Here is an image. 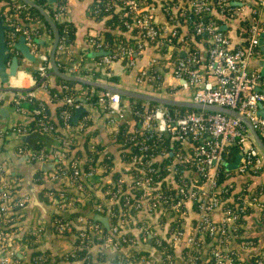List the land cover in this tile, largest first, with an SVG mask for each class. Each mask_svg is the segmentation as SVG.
<instances>
[{
  "label": "built area",
  "instance_id": "built-area-1",
  "mask_svg": "<svg viewBox=\"0 0 264 264\" xmlns=\"http://www.w3.org/2000/svg\"><path fill=\"white\" fill-rule=\"evenodd\" d=\"M179 1L180 4L177 6ZM231 1L160 0V10L165 21L171 25L164 31L155 20L153 4L147 0H99L100 4H94L90 12L95 13L101 8L109 10L120 5L126 15L122 25L128 32H132L135 39L132 42L119 40L111 49L105 50L101 39L88 37L87 44L93 50L107 52L95 61L96 70L106 69L111 62L117 60L131 68L142 54L144 44H153L157 52L163 51V59L151 58L147 68L139 70L135 78L137 83L153 80L154 75L148 71L150 67L157 70L158 67L168 69L169 75L176 81L175 86H169L170 89L189 92L187 100L191 102L236 111L244 116L257 135L264 139V117L256 115L258 105L264 107V74H260L258 69L249 65V60L260 54L259 42L264 45V22L259 19L264 0H258V7L249 12L251 17L245 30V41L241 46L234 48L229 47V37L225 31L217 27L212 17L204 18L207 15L231 18L236 10L241 9L233 6ZM118 2L122 4H117ZM22 4L13 3L11 6L15 10H21ZM173 8L177 9L181 16L188 12L187 18L195 17L191 21V31L206 42L203 59L199 58L197 50L190 46V42L179 37L177 28L174 27L177 14L171 11ZM7 9L8 7H5V10ZM65 10L66 5H59L52 14L53 19H60ZM24 18L29 21L26 14ZM8 21L9 18L4 14L1 23L4 25ZM17 34L24 39L29 52L36 55L38 61L35 67L36 75L44 79L38 88L46 92L50 77L48 52H38L35 42L31 39V33L26 28L14 24L8 36L14 38ZM68 45L67 28L63 27L61 35L57 37L54 52L63 53L68 50ZM59 64L60 62L56 63V67ZM63 68L64 74L81 76L77 74L79 66L71 59ZM83 77L97 80L92 70L84 71ZM60 88L68 89L66 85H61ZM28 96H32V92L15 94L13 100L15 111L24 113L16 102ZM61 100L73 111L79 107L86 109L100 107L108 115L106 123L115 124L113 133H116L118 123L126 120L129 136L125 137L124 143L131 144L133 151L128 156L129 159H123L125 153H129L132 148L120 143L116 145V157L111 159L113 165L109 173L106 171V164L88 165L87 170L82 172L79 160L66 159L70 141H64L59 150L49 152L21 145L17 152L27 162L51 164V169L41 171L42 173L34 178L35 181L54 183L65 180L68 186L83 192L81 185L78 184V178L86 181L97 174L102 179L100 185H107L104 191H98L100 199L104 195L107 198L94 206L97 213H105L110 220L114 217L110 205L117 200V195L126 194L123 201L128 205L127 195L132 196L133 189H140L139 200L133 205L138 209V213L133 218L136 220L138 214L153 216L155 219L153 217L152 219H158L159 225L163 224V219L166 218L164 239L154 230L153 223L146 222V219L137 220L142 222L139 228L140 238L132 232L131 236L128 235L126 233L128 230L124 231L125 228L123 230L126 223L122 217L117 219L115 224H109L107 228L109 233L115 236L113 240L111 235L102 233L98 223L78 215L74 218L76 224L73 236L78 239L79 245H84L89 236H95L102 241V246L120 252L118 255L126 254L130 249L148 252L147 257L141 256L135 264H178L176 257H179L183 264H247L239 250L232 247L231 244L234 243L242 250L248 249L246 254L255 250L253 264H264V241L262 240L258 246L252 240L243 239L244 235L237 231L241 225L240 223L238 225V222L246 217L249 210L256 211L260 220L264 222V200L259 198L261 191L254 195L246 181L235 189L231 180L236 176H254L264 171V154L256 146L242 122L226 114L205 111H191L179 115L171 112L166 106L153 103L149 105L146 101L138 105L128 104L118 95L105 90H102L93 102H87L85 97H79L75 101L70 96H65ZM126 115L136 118V127L133 121L128 122L125 119ZM80 116H82L80 120L72 127L70 125L72 113L66 109L60 112L61 130L65 135L72 131L81 133L87 129L88 114L82 113ZM36 127L40 133L50 130L46 120L41 117L36 119ZM31 130L32 127L28 123L2 127L0 139L11 135L20 137ZM153 137L155 140L151 141ZM162 139L168 144V153L164 152V149H159L161 147L159 142ZM88 142V149L93 150V142ZM227 144L236 146L239 160L235 169L226 170L232 174H225L219 183L217 180L219 164ZM165 159L166 163L160 168V174L156 173L153 164ZM186 164L193 170L186 169L188 168ZM177 165H182V170L180 169L178 174ZM131 170L138 173V176L135 177ZM114 172H119L121 177L111 183V175ZM7 175V170L0 163V264H19V260L13 259L14 255L17 257L13 246L18 245L23 234L17 235L21 230L20 210L27 204L29 197L19 189L12 191L11 188L16 184L10 183ZM162 183L164 189L172 193L162 195L160 191ZM109 186H113V191ZM65 193L57 190L53 196L49 190L44 192L47 197L57 200L59 209L75 204L73 198ZM106 202L109 203V208ZM10 222H13V228L10 227ZM52 227L55 233L62 234L69 232L72 226L67 219L53 217ZM150 239L156 244L163 240L173 254L147 246ZM121 243H124L123 247L120 246ZM17 259L28 262L30 254L26 261L20 257ZM42 261L43 258L36 256L32 259V264H42Z\"/></svg>",
  "mask_w": 264,
  "mask_h": 264
},
{
  "label": "crops",
  "instance_id": "crops-1",
  "mask_svg": "<svg viewBox=\"0 0 264 264\" xmlns=\"http://www.w3.org/2000/svg\"><path fill=\"white\" fill-rule=\"evenodd\" d=\"M90 1L91 0H67L65 19L72 24L73 39L69 43L67 51L63 53L56 52L57 54L55 59H57L58 62L63 65H67L68 60L71 59L74 64H77L79 66L77 74H80L82 77L84 71L92 70L95 74L96 79L107 78L102 76L100 70H96L95 61L99 56H93L92 53L97 51L93 50L87 44L88 37H95L101 40L103 39L102 23L93 20V17L91 16L89 10ZM147 1L153 4L155 20L159 25H161L162 29L166 31V28L168 29L171 25L165 21L166 19L160 10V0ZM231 2L233 6H235L236 8L240 7L241 9L236 10L231 18H224V21L221 19L220 28L225 31V33L229 37V47L234 48L244 43L245 37L243 36L242 31L244 29L246 30V27L244 28L243 25L249 24L251 16L249 14V10L247 9V1L232 0ZM177 3V6H179L180 1ZM246 5L247 7H245ZM257 7L258 6L256 5V8ZM171 11L177 14L174 27L177 28L179 37L190 42V46H193L197 50L199 58L203 59L205 56L206 42L200 37L198 38V40L194 39L192 34H190L188 29L186 28L184 20L179 18L181 17V15L178 14L177 9L173 8ZM259 19L260 21L264 22V6L261 7V10L259 12ZM181 20L183 21L181 22ZM25 50L27 51L28 55L32 56V59H28L25 56ZM47 52H49V50ZM156 53L158 54L153 44L150 45L149 43H145L144 50L133 67H126V69H124V64L122 61H119V63H114V66L112 67V73L114 74V76H112V78H118L119 82L122 83V85L127 86L130 83L131 79L135 81V78H137L139 70L141 68H147L148 62L151 58H156ZM8 55L9 57L14 56L16 58L19 69L16 70L14 76L8 78L6 84L0 85V109H2L3 112V114H0V126L2 125L3 127H9L20 123H27L22 122L24 118V116L22 115L23 113L14 110L13 100L15 98V94L19 92L18 90H29L33 88L34 83L31 76V70H34L37 65L36 55L34 56L29 52V49L21 36H17L14 39L12 46L8 49ZM33 58H35V60ZM262 60L263 55L260 52L259 55L249 60V65L253 68L258 69V71L260 72ZM8 63L9 59L6 62V65H8ZM134 72L137 73V76H135L136 74L134 75ZM51 82V78H48V83L51 84ZM175 84L176 81L170 75L166 76L163 81V85H165V87H168L169 89V86H175ZM30 92H32L33 96L47 98V93L40 88H37L36 91ZM181 93L189 95V92L186 91H181ZM79 108L83 109L81 113L86 112V114H88V132L91 134L92 131H96V134L92 133L90 135L91 138L95 142L96 140H99L101 142L103 146V154H109L113 157V159H115L116 144L112 140V134L115 130V124H107L103 116H100L98 111L94 108ZM125 119H127L128 122L132 121L130 115H126ZM32 132L34 131H31L28 134L20 137L11 135L0 140V163H2L3 167L7 170L9 182L15 183L17 186H19V191L24 192L29 197L27 204L20 210V215L22 216L20 225L21 230L18 231L17 235H21L22 233L27 231H34V233L36 232V237H34L32 244H35L37 249L43 251L46 250L50 253V264L52 261H54V258H59L60 256H62V254L70 251L73 248L72 235L57 234L53 230L52 218L55 214L60 215L62 218H67L68 214L72 211L80 212L79 215H82L87 219L89 218L92 222L98 223L100 227L104 229L108 228L110 220L105 213H97L94 210L93 205L89 207V196H83L81 192L76 190L75 187L73 188L71 186H68L65 180L54 183L48 181L38 183L35 181L34 178L36 177V175H39L41 171L45 172L51 169V164L48 162H27L23 158V156L17 152V148L22 144L29 149H34V143H32V139L29 136ZM51 142H53V144L51 145L53 147L56 145L57 141L55 142L53 140ZM40 164H47L49 166L42 170L39 167ZM93 178L98 179L99 175L96 174L94 177L86 180V182L87 184L91 181L93 182L90 189L93 190L96 197H99L98 190L95 189L97 185L94 182ZM100 180L102 179L100 178ZM231 180L235 189H237L238 186L242 185L244 181H246V178L244 176H236L231 178ZM246 182L251 189L260 185L264 187V171H262L258 175H254L251 181L247 180ZM50 189L55 191H64L67 194L69 193L68 195L71 196L75 201V206L59 209V206H57V200L51 199L44 194L46 190ZM259 196L261 200H264V191L263 193L260 192ZM251 212L253 213H251L246 218V223L244 225L245 229L242 232V235L248 237H258V235L261 233L262 228L264 227L262 226V222L259 218L258 213L256 211ZM152 217H147L144 214H139L138 217L136 216V220L146 219V222L149 221L150 223H153L152 227L154 228V230L160 235L162 239H164L166 218L164 217L165 219H163V224L161 223L159 225L157 223L158 219L154 220L155 218L153 217L154 219H152ZM127 230L135 235L138 232L134 227H128ZM261 242L262 241L260 240L258 241V246ZM231 245L233 248L239 250L243 257L247 255L245 252L249 251L248 249H240L239 246L234 243H232ZM13 249L15 250L17 257L22 258L24 261L27 260L30 250H28L21 242H18V245H14ZM87 251L88 252L86 254V258L88 259L90 264H109V261L120 253L118 251H113L108 247H104L102 246V244H90V246L87 248ZM176 261L178 264H183L179 257H176ZM56 264L69 263L61 259L58 260ZM74 264L79 263L75 261Z\"/></svg>",
  "mask_w": 264,
  "mask_h": 264
},
{
  "label": "trees",
  "instance_id": "trees-1",
  "mask_svg": "<svg viewBox=\"0 0 264 264\" xmlns=\"http://www.w3.org/2000/svg\"><path fill=\"white\" fill-rule=\"evenodd\" d=\"M31 2H33L37 7H39L40 9H42L46 15L50 18V20L53 22L57 34L60 36L61 35V30L63 27L67 28V41L68 43H70L73 39V28H72V24L68 21H66L65 19V13H63L60 17V19L58 20H54L52 17V14L54 12V10L59 6H63L66 5L67 0H54L53 3H49L47 0H30ZM243 1V0H242ZM247 1L246 4L248 5V10L249 12L253 9H256V5H258V0H245ZM257 2V3H256ZM13 3H21L20 0H0V21L3 22V15L5 14V16L7 15V17L9 18L8 22H5L4 25L7 26V29L4 30L3 34H4V40H5V44L8 46V49L12 46L14 39L17 36H20L19 34L15 35L14 38H9L8 36V32L9 30H11V27L14 24H17L19 26H22L24 28H26L30 33H31V39L35 42L36 45V50L40 53H47V51L50 49L51 46V42H52V34H51V30L50 27L48 26L47 22L43 19V17L37 12L36 9L32 8V7H28L26 4H22V8L21 10H15L14 8H12L11 4ZM94 4H100L99 0H93L92 2L90 1L89 3V10L92 11ZM117 4H122L121 2H118ZM5 7H8L7 10H5ZM100 7V6H99ZM27 15L29 18V21H27L24 18V15ZM91 16L93 17V20L96 22H101L102 23V28H103V32H102V36H103V48L105 50H109L111 49L115 42L122 40L124 42H132L135 37L133 36V34H131L132 32H128L124 26L122 25V21L124 19H126V15L124 12V9L122 7H120V5L115 6L114 8H111L109 10H104V9H100V10H96L95 13L90 12ZM188 14V12H187ZM185 16H181L179 18L184 20L185 26L188 29L189 33L192 34L193 38L198 40L199 36H195L192 31H191V21L195 18L194 16L192 18H187L188 15ZM208 17H212V19L214 20L215 24L217 25V27L220 28V22L221 19L224 21L223 16L220 18L219 16H204V18H208ZM181 20V22L183 21ZM9 23V24H8ZM243 27H247V24H244ZM243 36L245 37L246 32L245 29L242 31ZM36 39H40L42 40V43H37ZM94 39H97L94 37ZM151 45V44H150ZM242 44H240L239 46H241ZM11 53V52H10ZM56 51L54 52V57L56 58ZM163 51L160 50V53L158 52V54L156 53V58L159 60H162L163 57ZM35 60V58H33ZM55 64L59 63L57 59H54ZM38 63V61H36V64ZM63 64H59V66L57 67V69L60 72H63L64 68H63ZM168 70V69H167ZM164 68L158 67V70L156 68L150 67L149 68V73L154 75L153 80L149 81V82H142V83H136L135 81H133V79H131L130 83L125 86L122 85V83L119 82L118 78H97V80L101 81V82H105L114 86H119L121 88H125V89H129V90H135V91H139V92H143V93H148V94H155V95H162L168 98H175L177 100H187L188 99V95L185 93H181V91H177L176 89H169L168 87H165V85H163V81L166 78V76L169 75V72ZM136 74V75H135ZM134 75L137 76V73L134 72ZM31 76L34 79V84H33V88L29 89V90H18L19 93H26V92H30V91H36L37 88L39 87V84L42 80H44L43 78H39L36 75V71L31 70ZM82 77V76H81ZM49 78H51V84L48 83L47 87H46V97L47 98H41L39 96H28L23 100H19L16 102V105L19 106L24 113L22 114L24 116L22 122H27L28 124L31 125L32 130L34 131L32 132L29 136L32 139V143H34L33 148L34 149H43L46 152L52 151V150H59L60 148H62L63 146V142L64 141H70L69 143V152L67 153L66 159L69 158L70 160H79L80 161V170L82 172H85L88 168V165H92V166H97V165H103L106 164L107 168L106 171H108L107 173H109V170L112 169V156H110L109 154H103L102 150H103V146L101 144V142L99 140H96V142L91 138V134H96V131H92V133L90 134L88 132V129H84L81 131V133H76L74 131H72L71 133L65 135L64 132L61 130V118H60V112L62 110H68L70 113H74L73 109L71 107H68L66 104H64L62 102V98L65 96H70L72 98V100H77L79 97H85L87 98V102H93L95 101V97L102 92V90H99L98 88H93V87H89L83 84H80L78 82H74V81H66V80H62L60 78H57L55 76H50ZM145 78V76H144ZM61 85H66L68 87L67 90H62L60 88ZM163 91V93H162ZM121 99L124 101V98L121 97ZM128 104H140L142 103V100H137V99H133V98H127L126 101H124ZM14 104V102H13ZM149 105H152V103L149 102ZM171 112L176 113V114H184L186 112H191V111H196V110H192V109H188V108H181V107H177V106H166ZM42 108V110H40ZM95 110L98 111L100 116H103L104 120L108 119V115L105 114V112L98 106H96L94 108ZM86 113V112H84ZM83 113V114H84ZM82 115V113L80 114ZM78 116L77 119L75 120V122H73L71 120L70 125L72 127H74L76 125V122H78L80 120V118L82 116ZM43 118L44 120H46L47 124L50 126V130L47 131L46 133H40L37 130L36 127V119L37 118ZM133 123L134 126H137V120L136 118L133 116ZM88 125V123H87ZM134 127V129H135ZM128 123L125 121L123 122H119L117 125V131L116 133H113V137L112 140L116 145H119L120 143H124L125 137L127 138V136H129V129H128ZM261 138V140L264 142V139L259 136ZM30 139V140H31ZM56 142L55 146H51L53 144V140ZM90 139V140H89ZM2 140V139H0ZM155 140V138L153 137L151 139ZM88 141H92L93 142V146L94 149L93 150H89L88 149ZM161 147L159 149H164V152L168 153L169 152V147L168 144L162 139L160 142ZM126 147H131L132 150L129 153H125L126 156H123V159H129L128 156L131 154V152L133 151V146L131 144H127L124 143ZM23 145V144H22ZM52 148L50 149L49 148ZM120 147V146H119ZM135 148V147H134ZM175 148V146H174ZM238 154V150L236 148L235 145L233 144H227L224 147V152L222 154V161L219 164V174L217 177L218 182L220 183L223 180V176L225 174L231 175L232 172H228L225 169L224 164L225 163H229L232 162L234 157ZM69 160V161H70ZM68 161V162H69ZM166 163V159L160 163H154L153 167L155 168V172L160 174V168L162 167V165ZM186 166H188V168L186 169H190L193 170L191 167H189L188 164H186ZM182 165H177L176 171L177 174L182 170L181 169ZM159 168V169H158ZM158 169V170H156ZM181 169V170H180ZM134 172V173H133ZM131 173L134 174V176H138V173H136L134 170H131ZM154 174V173H153ZM164 172L161 173V175H163ZM121 175L119 172H114L111 175V183H114L118 178H120ZM246 178V181H251L252 177L251 175H246L244 176ZM154 178V177H153ZM94 182L96 183V190L102 192L105 190L106 188V184L105 185H100V177L97 178H93ZM93 182L91 181L90 183L87 184L86 181H84L82 178H78V184L81 185L82 187V191L81 194L83 196L88 195V199L90 200V205L89 207H91L92 205L95 206L96 204H98L101 200L104 201L106 200L107 196L104 195L101 197V199L99 197H96L93 190L90 189L91 184ZM113 186H109L110 190L113 191ZM19 189V186L17 185H13V187L11 188L12 191ZM124 189V186H123ZM249 189V188H248ZM251 192H253L254 195H256L257 191H261V193H263L264 191V187L263 186H258V187H253L252 189L250 188ZM49 191L52 192L53 196L56 195L57 191L50 189ZM160 191L162 192V195L168 194V193H172L170 190H166L164 189V185L163 183L161 184V189ZM153 192V191H152ZM66 194V193H65ZM69 194V193H68ZM68 194H66L68 196ZM141 194V190L140 189H133L131 191V195H127L128 199H129V204L125 205L124 201H123V197L126 194H118L117 195V200L114 201L111 205H110V209L113 211L114 213V217L110 218V223L109 224H115L117 222V219H121L123 217L124 222L126 223V227H123V230L125 228L124 231H126V229L128 227H134L137 229V233L136 236H138L140 238L141 236V232L139 230L142 222H139L137 220H135L134 215L138 213V209L134 208V203L136 204V201L139 200V195ZM260 197V196H259ZM106 205L109 208V203L106 202ZM75 206V204H74ZM254 210H249L247 211V215L246 217L241 218L240 222H238L241 224L240 227L237 229L238 232L242 233L244 231V225L246 223V218L253 212ZM80 212H76V211H72L71 213L68 214L67 219L70 221L71 223V230L69 232H63L61 235H72L73 237V248L70 251L65 252L64 254H62V256H60L59 258H54V261H52L50 264H56L58 260H65L66 262H68L69 264H74V262H78L79 264H90V262L88 261V259L86 258V254H87V248L93 244H101L102 241H100L99 239H96L95 236H89L88 240L85 242L84 245H79L78 243V239L74 238L73 234L75 233L74 231V225L76 224L74 222V218L76 216L79 215ZM125 215V216H124ZM53 217L55 218H60L61 216L58 214H55ZM89 219V218H88ZM90 220V219H89ZM91 221V220H90ZM262 222V226L264 227V222ZM12 223L10 222V227H12ZM237 225V226H238ZM101 231L102 233H104L106 235H111L108 231V229H104L102 227ZM72 233V234H71ZM128 235H130V231L128 230L126 232ZM131 236V235H130ZM34 237H36V233H34V231H27L25 233H23L19 239V241L28 249L29 254H30V260L28 262H23L20 259H17V257L14 255L13 259L15 260H19V264H32V259L36 256H40L41 258H43L42 264H49L50 262V253L48 251H43L40 249L36 248L35 244H32V241L34 239ZM113 240L115 239V236L112 234L110 236ZM125 237H127V235H125ZM243 239H247V240H252L253 242H255L256 244H258V241H264V228H262L261 233L258 235V237H248V236H244ZM239 240V239H238ZM146 244V242H145ZM147 246H152L154 247V249L157 250H166L169 253L173 254V251L170 250V247L167 245V243H165L163 240H160V242L158 244H156L154 242L153 239H150L149 242H147L146 244ZM121 247L124 246V243L120 244ZM141 256H148V252L145 251H136L133 249H130L126 252V254H120L118 256H115L112 260L109 261V264H135L137 262V260L141 257ZM255 251H251L249 252L244 258L243 261L246 262L247 264H253V260L255 259ZM53 258V257H52Z\"/></svg>",
  "mask_w": 264,
  "mask_h": 264
},
{
  "label": "water",
  "instance_id": "water-1",
  "mask_svg": "<svg viewBox=\"0 0 264 264\" xmlns=\"http://www.w3.org/2000/svg\"><path fill=\"white\" fill-rule=\"evenodd\" d=\"M20 1L26 4L28 7H32L36 9L37 12L43 17V19L47 22L48 26L50 27L51 34H52V42H51V46L48 52L49 68H50L48 71V76H55L62 80L74 81V82H78L80 84H83L89 87L98 88L99 90L109 91L122 98H133V99L142 100V101H146V102H150V103L158 104V105H163V106H177V107L188 108V109H192L196 111L221 113V114H226V115L235 117L246 126V128L250 132L252 140L254 141L256 146L259 148V150L264 154V144L259 138V136L257 135V133L254 131L252 126L250 125L249 121L244 116L238 114L234 110L224 108V107L213 106V105L197 104L189 100H177L175 98H168L162 95L148 94V93H143V92H139L135 90H129V89L121 88L119 86H114V85H111L105 82H101L99 80H92V79L84 78L81 76H75V75H67V74L60 72L55 65L54 55H53L56 42H57V37H58L57 31H56V28L53 22L50 20V18L46 15V13L42 9L37 7L30 0H20ZM47 1L49 3L54 2V0H47ZM5 29H7V26L3 25L0 21V85L6 84L8 81V78L14 76L16 70L19 69V66L17 65V62H16V58L14 56L9 57L8 55V46L5 44L4 34H3ZM36 42L40 44L42 43V40L36 39ZM259 50L263 55L260 74H264V64H263L264 63V45H262L260 42H259ZM106 53H107L106 51L98 50L97 52L92 53V55L100 56ZM24 54L28 59H32V56L28 55L26 50ZM8 59H9V63L8 65H6V62ZM119 61L120 60L111 62L107 69L101 68L100 73L102 74V76L107 77V78L114 76V74L112 73V67L114 66V63H117V62L119 63ZM123 68L126 69V66L124 65ZM256 90H258V88H256ZM82 110H83L82 108H78L74 111V114L71 117V120L73 122H75V120L77 119L78 115L82 112ZM0 114H3L2 109H0ZM256 115L260 117H264V107H261L260 105H258ZM2 127L3 126L1 125L0 128ZM238 160H239V155H236L232 162L224 164L225 169L226 170L235 169L238 164ZM48 166L49 165L47 164L39 165L40 169L42 170H44Z\"/></svg>",
  "mask_w": 264,
  "mask_h": 264
},
{
  "label": "rangeland",
  "instance_id": "rangeland-1",
  "mask_svg": "<svg viewBox=\"0 0 264 264\" xmlns=\"http://www.w3.org/2000/svg\"><path fill=\"white\" fill-rule=\"evenodd\" d=\"M126 99H127V98H124V101H126ZM138 215H139V214H138ZM138 215H137V217H138ZM137 219H138V218H137ZM140 220H141V219H140Z\"/></svg>",
  "mask_w": 264,
  "mask_h": 264
}]
</instances>
